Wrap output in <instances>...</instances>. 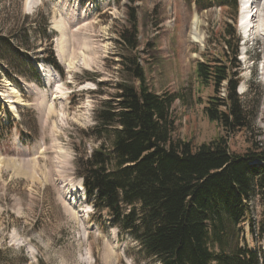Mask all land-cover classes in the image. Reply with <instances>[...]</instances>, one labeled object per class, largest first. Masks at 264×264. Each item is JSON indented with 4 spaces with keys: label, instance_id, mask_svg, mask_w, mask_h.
<instances>
[{
    "label": "rangeland",
    "instance_id": "rangeland-1",
    "mask_svg": "<svg viewBox=\"0 0 264 264\" xmlns=\"http://www.w3.org/2000/svg\"><path fill=\"white\" fill-rule=\"evenodd\" d=\"M211 1L213 7L204 10L194 0L135 2L138 55L148 83L158 93L184 96L173 106L176 136L191 140L195 148L226 134L203 110L212 87L200 86L196 77L204 53L220 56L231 13ZM238 1L239 88L244 100L259 102L255 128L228 136L230 151L244 153L254 141L264 142V0ZM129 2L0 0V28L29 53L16 51L17 63H1L0 264H110L107 245L116 251L111 264H160L105 214V223L97 224L99 213L76 168L79 154L90 155L104 141L92 136L95 113L124 75L117 41L121 27L129 24ZM253 8L256 29L248 30L246 14ZM194 19L204 47L192 37ZM51 49L61 71L47 62ZM85 70L97 73L104 87L87 81ZM34 75L39 81H33ZM263 214V202L254 199L252 222L243 223L241 231L242 245L252 250L264 251Z\"/></svg>",
    "mask_w": 264,
    "mask_h": 264
},
{
    "label": "trees",
    "instance_id": "trees-1",
    "mask_svg": "<svg viewBox=\"0 0 264 264\" xmlns=\"http://www.w3.org/2000/svg\"><path fill=\"white\" fill-rule=\"evenodd\" d=\"M136 1L127 4L129 24L118 34L124 75L115 84L116 93L95 113L92 136L104 141L90 155L76 159L89 200L99 213L97 224L105 223V214L160 264H264L263 250L241 242L243 223L252 222L254 199L264 205V142L256 140L246 152L237 153L230 151L228 141V136L255 128L259 103L244 100L238 92V0H217L231 11L220 56L204 53L205 59L196 63L199 85L212 87L203 110L226 134L197 148L176 136L173 106L184 96L158 93L148 83L138 55ZM196 5L204 10L214 3L196 0ZM16 51L29 55L15 35L0 28V80L1 63H17ZM47 52V62L61 71L54 50ZM83 74L104 87L97 73ZM33 80L39 81V76ZM261 230L264 235V214Z\"/></svg>",
    "mask_w": 264,
    "mask_h": 264
},
{
    "label": "bare ground",
    "instance_id": "bare-ground-1",
    "mask_svg": "<svg viewBox=\"0 0 264 264\" xmlns=\"http://www.w3.org/2000/svg\"><path fill=\"white\" fill-rule=\"evenodd\" d=\"M256 0H254L253 1V3L255 2ZM247 3H250V4H252L251 3V1H249L248 0V2ZM254 5V4H253ZM251 8H252V6H251ZM243 9H244V6H243ZM242 9V10H243ZM254 9L255 8H253V9H251L250 11L251 12H249V13H247L246 15L248 16V18L250 17L251 19H249L250 20V24L248 25V26H246L247 27V29L248 28H253V29H256V25L253 23V22H255V14H256V12H257V10H255L254 11ZM252 11H254V13L252 12ZM247 16H246V18H247ZM257 16V15H256ZM249 30V29H248ZM251 31V30H250ZM191 34H192V37H193V39L197 42V43H199L201 46H203V44L205 43V41H204V37H203V34H202V32L200 31L199 32V28H198V22H197V19H194L193 20V22H192V30H191ZM252 32H254V30L252 31ZM204 47V46H203ZM43 77H45L44 75H43ZM242 91V90H241ZM13 108H15L13 105H12V109ZM14 110V109H13ZM105 251H106V253H107V261H108V263H112L114 260H115V258H116V251L114 250V248L113 247H111L110 245H107L106 247H105Z\"/></svg>",
    "mask_w": 264,
    "mask_h": 264
}]
</instances>
